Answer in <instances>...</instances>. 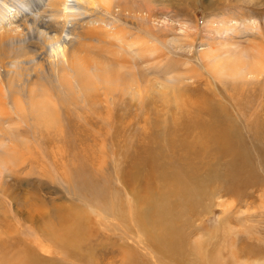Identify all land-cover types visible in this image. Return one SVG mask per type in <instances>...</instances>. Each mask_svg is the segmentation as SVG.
Instances as JSON below:
<instances>
[{
    "label": "rangeland",
    "instance_id": "1",
    "mask_svg": "<svg viewBox=\"0 0 264 264\" xmlns=\"http://www.w3.org/2000/svg\"><path fill=\"white\" fill-rule=\"evenodd\" d=\"M110 1V7L81 2L87 9L81 17L92 21L89 25L97 31L89 40L91 57L104 69L97 71L86 96L77 97L83 94L77 88L72 100L78 103H71L62 91V103L66 100L65 106L74 108L78 118L76 130L69 133L66 110H60L66 129L62 135L69 140L62 146L78 154L63 158L62 165L74 180L80 175L114 177L127 210L137 159L138 190L144 197L140 207L152 227L139 231L141 244H136L132 232L131 237L118 235L120 227L135 226L132 217L125 222L128 226H119V220L107 223L93 213V220L87 221L88 237L81 243L84 258L70 260L38 249L43 259L36 263L122 264L124 244L135 245L143 264H176L177 256L188 264H264V0ZM84 114H91L99 125L96 119L117 116L126 127L107 135L96 124L80 144L78 126ZM135 136L137 151L132 146ZM61 181L59 194L47 188L41 193L70 205L67 177ZM149 195L157 199V206L145 200ZM0 201L2 264L1 255L15 252L4 242L26 238L33 244V239L42 243L44 239L36 225L19 227L29 223L16 212L17 206L12 207L9 196L0 192ZM46 203L42 206L48 209ZM8 209L11 219L4 215ZM152 240L172 244L179 252L167 257L153 250ZM198 245L202 251L184 256ZM98 248L113 249L115 254L101 255Z\"/></svg>",
    "mask_w": 264,
    "mask_h": 264
},
{
    "label": "bare ground",
    "instance_id": "2",
    "mask_svg": "<svg viewBox=\"0 0 264 264\" xmlns=\"http://www.w3.org/2000/svg\"><path fill=\"white\" fill-rule=\"evenodd\" d=\"M82 1L0 0V25H2L0 26V141L10 143L9 147L0 145V192L9 196L12 200V207L17 206L15 207L16 212L29 223L28 226H20L19 223V227L36 225V230L39 231L37 234L44 239V243L33 239V244L26 238H20L18 243L4 242V245L9 246L15 252L10 255L5 253L1 255L2 264H37V259H43L37 253L38 249H43L50 255H60L61 258H84L81 243H84L88 237L87 221L93 220V213H97L101 220H107V223L113 219L119 220V226H128L125 222L132 217L131 221L135 226L120 227L122 233L118 235L120 237L130 236L132 232L134 237H130L136 244H141L142 238L139 231L144 227H148V230L152 227L147 226L140 207L144 197L138 190L140 171L137 159L132 164L133 172L130 174L132 204L127 206V210L123 209L124 200L119 198L122 195H120L121 190L113 185L112 178L114 177L105 176L97 179L95 175L86 178L79 174V178L74 180L63 169V158L71 160L78 155L76 152L71 154V149L62 146L63 143L69 145V140L63 136L66 129H64L60 110L63 108L66 110L64 114L69 133L72 128L76 130L75 119H78L74 108L65 106L66 100L62 103L63 92L64 96L71 97L69 98L71 103H78L72 100L77 93V88L83 93L77 97L86 96L99 73L97 71L104 69L91 57L89 40L97 34V31L90 26L92 21L90 24L87 18L81 17L87 11L86 7L82 6ZM89 1L91 5L97 2L104 3L107 7L111 5L110 0ZM27 38L30 40L27 47H24ZM103 64H106V61ZM54 77L58 78L56 82H53ZM109 117L104 118L102 122L96 119L101 124L99 125L93 121L94 117L91 114L86 115L84 121L78 126L81 139L77 141L83 144L89 134L88 131L95 130L96 124L101 134L108 135L121 128L125 129L124 123L120 122L121 118L112 116L108 121ZM5 122L9 123L10 127L4 126ZM23 139L29 142L33 139L36 143H22ZM137 142L135 136L134 144H132L135 150ZM62 176H66L70 184L67 182V189L69 187L68 191L73 199L70 205L58 204L57 198L41 193L45 188L51 193H58L62 187ZM22 184L24 187H21ZM145 200H149L154 206L158 205L157 199L152 195L147 196ZM45 201H50V203ZM45 203L49 206L48 209L42 206ZM8 211L5 210L4 215L11 219L9 213L12 211L9 209ZM14 217L12 216L13 220L16 219ZM101 220L99 221L102 222ZM83 223H86L84 229ZM155 238L157 237H153ZM152 241L151 243L155 246L153 250L167 257L179 252L172 244ZM134 246L124 244L120 246L123 253L120 259L122 264H143L138 259ZM110 247L115 248L116 246L111 244ZM84 248L87 249V246H83ZM198 248L199 245L195 250L190 249L188 254L184 253V256L195 255L197 251H202L201 247ZM98 252L110 257L115 254L113 249H99ZM256 254L255 252L254 256ZM174 260L176 264H188L183 257L177 256ZM86 262L89 263L90 259ZM216 263L211 262L210 264Z\"/></svg>",
    "mask_w": 264,
    "mask_h": 264
}]
</instances>
